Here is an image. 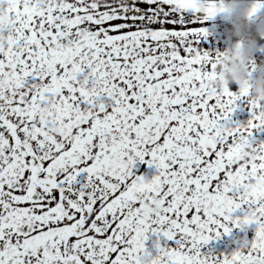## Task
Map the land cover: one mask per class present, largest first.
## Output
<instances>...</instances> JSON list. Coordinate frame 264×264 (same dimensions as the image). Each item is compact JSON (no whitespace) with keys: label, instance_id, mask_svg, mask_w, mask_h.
Segmentation results:
<instances>
[{"label":"snow or ice","instance_id":"snow-or-ice-1","mask_svg":"<svg viewBox=\"0 0 264 264\" xmlns=\"http://www.w3.org/2000/svg\"><path fill=\"white\" fill-rule=\"evenodd\" d=\"M196 11L0 0V264H264V141L241 159L256 118L229 123ZM250 223L230 254L201 251Z\"/></svg>","mask_w":264,"mask_h":264},{"label":"clouds","instance_id":"clouds-1","mask_svg":"<svg viewBox=\"0 0 264 264\" xmlns=\"http://www.w3.org/2000/svg\"><path fill=\"white\" fill-rule=\"evenodd\" d=\"M255 3L257 0H194L199 19L219 18L226 25L224 46L210 54L215 76L208 83L226 87L238 96L243 89L244 103L251 106L259 129L264 128V54L257 57V50L264 46V3L251 13ZM210 8L215 11L209 13ZM239 143L241 159L253 160L258 154L257 143L251 137Z\"/></svg>","mask_w":264,"mask_h":264},{"label":"flooded vegetation","instance_id":"flooded-vegetation-1","mask_svg":"<svg viewBox=\"0 0 264 264\" xmlns=\"http://www.w3.org/2000/svg\"><path fill=\"white\" fill-rule=\"evenodd\" d=\"M184 15L188 18H192L193 16L191 10H186L184 12ZM195 18L198 21H202V26L205 27L207 30V36L202 37L199 40L198 46L202 48L203 50L207 51L210 57L211 53H213L214 51L224 46L223 30L226 27V25L222 21H220L219 18H213L210 20L199 19L198 10L196 11ZM259 54H264V46L260 47L257 50V57H259ZM209 61H208L207 70L210 72H214L212 71V68L214 67H212V65L209 64ZM224 88H218V89H224ZM235 95L237 97V100L235 101L236 107L233 108L229 123H232L235 121L247 127L248 119L250 118V116H253L252 108L251 106L247 107L244 103L243 96L245 95V93L244 94L240 93L239 96L237 94ZM257 105L256 106L259 107V104ZM254 123L257 125L256 120L254 121ZM249 137H251L255 142L264 141V128L258 129V126H257L256 129L253 130V137L245 135L241 139L246 140ZM240 148H241V145H240ZM139 168H140V171L147 178H150L151 175L154 174V171H155L153 166L144 165V164H140ZM234 215H242V212L239 209H237L234 212ZM254 230H255V225L251 223L243 227H240V228H232L230 232L228 233L222 232L220 237L210 240L206 244L202 245L201 251L209 255H216V256H219L221 254L223 255L230 254L233 249L239 247L245 241H250L251 238L254 236ZM148 235H149V238L148 240L145 241L146 246L149 248V250L154 251L152 247V240L155 238V234H148ZM161 243L162 244L164 243L163 239L161 240Z\"/></svg>","mask_w":264,"mask_h":264}]
</instances>
